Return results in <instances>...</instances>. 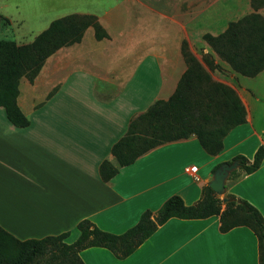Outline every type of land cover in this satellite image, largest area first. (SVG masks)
<instances>
[{
    "label": "crops",
    "instance_id": "0c3cea01",
    "mask_svg": "<svg viewBox=\"0 0 264 264\" xmlns=\"http://www.w3.org/2000/svg\"><path fill=\"white\" fill-rule=\"evenodd\" d=\"M198 1L185 0L184 13L157 12L176 27L171 43L144 47L134 32L115 37L106 30L107 37L97 39L87 28L79 42L47 57L32 81L20 78L16 101L28 123L14 126L0 107V227L21 240L66 232L65 242L71 243L78 236L76 224L88 219L120 234L143 211L156 212L169 196L197 202L221 163L237 155L252 158L264 142V81L241 78L259 77L264 69L254 76L238 74L209 45L201 42L200 48L194 42L244 15H228L225 0L212 8L202 2L197 8ZM244 5L248 8L249 0ZM182 38L214 80L236 91L245 121L230 129L216 154L190 135L118 166L112 145L132 119L172 94L185 71ZM203 55L221 68L209 69ZM104 161L118 167L107 180L100 173ZM193 165L194 173L185 170ZM225 191L264 217V157L251 173L229 174ZM79 256L85 264H259L253 230L239 225L221 231L218 215L171 217L124 258L98 246L82 249Z\"/></svg>",
    "mask_w": 264,
    "mask_h": 264
},
{
    "label": "trees",
    "instance_id": "16d2710c",
    "mask_svg": "<svg viewBox=\"0 0 264 264\" xmlns=\"http://www.w3.org/2000/svg\"><path fill=\"white\" fill-rule=\"evenodd\" d=\"M250 5L252 12L229 21L222 32L202 35L220 59L245 76H254L264 69V16L257 11L264 6V0H250ZM88 27L97 39L107 37L96 15L70 13L50 21L31 42L16 44L0 39V107L10 123L17 127L28 123L16 101L20 78L32 81L47 57L63 46L79 42ZM181 54L186 69L172 94L155 100L132 119L126 133L112 145L118 166L132 163L156 145L190 135L196 136L207 153L216 154L230 129L245 121V108L236 91L212 81L185 40L181 42ZM202 59L209 69L215 68L206 55ZM263 157L264 142L251 159L235 156L233 160H238L239 167L230 176L253 172ZM117 168L104 161L100 173L107 180ZM228 196L231 200L223 207L221 198L208 185L202 187L200 199L193 204H185L179 195L169 196L156 212L143 211L138 221L120 234L82 219L76 224L78 236L71 243L65 242L66 232L21 240L0 227V264H85L79 252L93 246L107 248L117 258H124L171 217L197 219L211 215L219 216L221 231L239 225L251 228L258 240L259 264H264V217L246 200Z\"/></svg>",
    "mask_w": 264,
    "mask_h": 264
},
{
    "label": "rangeland",
    "instance_id": "374dc122",
    "mask_svg": "<svg viewBox=\"0 0 264 264\" xmlns=\"http://www.w3.org/2000/svg\"><path fill=\"white\" fill-rule=\"evenodd\" d=\"M244 1L225 0L228 15L235 17L252 12L251 5L246 8ZM201 2L206 8H212L216 5L221 6L222 1L201 0L198 1L197 8L201 6ZM234 5L240 6V9L235 11L232 8ZM184 8L185 0H0V39L28 43L55 18L70 13H92L100 17L99 22L103 28L115 37L120 31L125 36L126 33L134 32L140 46H157L171 43L172 32L176 31L172 21L161 17L157 12L167 15L184 13ZM257 11L264 13V6ZM177 17L184 18V15L177 14ZM88 30L94 33L91 27H88ZM182 39L186 41L185 38ZM194 42L198 45L201 42L208 45L202 36L195 37ZM186 43L188 45V42ZM210 60L215 64V68H221L219 63H214V59ZM211 79L219 82L212 77ZM241 80L249 83L263 82L264 73L253 79L242 77ZM221 205L224 206L222 203ZM71 239H73L72 234Z\"/></svg>",
    "mask_w": 264,
    "mask_h": 264
},
{
    "label": "water",
    "instance_id": "95a60500",
    "mask_svg": "<svg viewBox=\"0 0 264 264\" xmlns=\"http://www.w3.org/2000/svg\"><path fill=\"white\" fill-rule=\"evenodd\" d=\"M238 167L239 163L237 159L231 162H223L214 170L212 178L208 182V186L221 198L223 205L231 200V197L225 194V181L230 172Z\"/></svg>",
    "mask_w": 264,
    "mask_h": 264
},
{
    "label": "built area",
    "instance_id": "2783aa9c",
    "mask_svg": "<svg viewBox=\"0 0 264 264\" xmlns=\"http://www.w3.org/2000/svg\"><path fill=\"white\" fill-rule=\"evenodd\" d=\"M187 172L194 173L196 171V166H190L185 169Z\"/></svg>",
    "mask_w": 264,
    "mask_h": 264
}]
</instances>
